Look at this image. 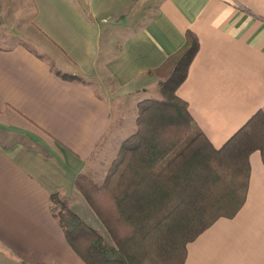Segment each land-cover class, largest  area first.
I'll return each instance as SVG.
<instances>
[{"label":"crops","instance_id":"1","mask_svg":"<svg viewBox=\"0 0 264 264\" xmlns=\"http://www.w3.org/2000/svg\"><path fill=\"white\" fill-rule=\"evenodd\" d=\"M9 8L26 9L36 49L0 44V264H85L67 244L50 197L61 195L102 230L75 178L103 181L126 112L155 93L187 31L198 51L176 95L211 144L218 148L264 111V0H0V16ZM183 264H264L257 151L241 208L190 241Z\"/></svg>","mask_w":264,"mask_h":264},{"label":"trees","instance_id":"2","mask_svg":"<svg viewBox=\"0 0 264 264\" xmlns=\"http://www.w3.org/2000/svg\"><path fill=\"white\" fill-rule=\"evenodd\" d=\"M197 51L198 40L187 31L171 69L159 77L156 96L137 103L135 129L120 142L103 181L85 173L75 178L107 240L61 195H51L53 216L85 264H183L190 241L241 208L253 152L264 167L263 110L216 148L176 95Z\"/></svg>","mask_w":264,"mask_h":264},{"label":"rangeland","instance_id":"3","mask_svg":"<svg viewBox=\"0 0 264 264\" xmlns=\"http://www.w3.org/2000/svg\"><path fill=\"white\" fill-rule=\"evenodd\" d=\"M114 10H119V7H116ZM4 13H6L7 17L0 16V44L5 45V44H9L11 41H19L22 44H25L28 46L30 45L31 47L35 48L34 44L31 43V39L34 35V31L29 26V23H28L29 14L27 13L26 9L9 8V9H4ZM30 28L33 33L29 31ZM107 35H108V26L104 28L103 33H102L103 42L105 41L104 39L105 37H107ZM119 42H120L119 40L117 42H115V40H111V44L113 47L117 46V43ZM154 96H155V93L153 95H150L149 97H154ZM126 116H127V120L125 121L124 131H122V134L119 136L121 140L127 137L128 135H130L135 129V123L132 120H134L136 117V107L133 109V111L128 110L126 112ZM128 126L129 127L131 126V129H128ZM100 183L101 182H97V184H100ZM99 232L104 236L106 240L108 239L107 234L105 233L103 228Z\"/></svg>","mask_w":264,"mask_h":264}]
</instances>
